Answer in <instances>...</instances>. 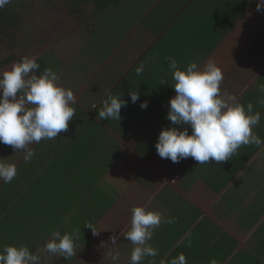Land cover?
Listing matches in <instances>:
<instances>
[{
  "label": "crops",
  "instance_id": "obj_1",
  "mask_svg": "<svg viewBox=\"0 0 264 264\" xmlns=\"http://www.w3.org/2000/svg\"><path fill=\"white\" fill-rule=\"evenodd\" d=\"M153 2L149 16H156L157 32L149 35L145 29L139 44L130 43L133 35L128 34L113 51L120 65L117 60L108 68L110 58L104 62L89 58L79 67L74 85L78 91H72L75 103L70 104L76 114L66 132L28 145L35 153L29 162L23 151L0 144V158L17 168L10 183L0 180V251L5 246H24L39 256V264H79L98 250L103 251L98 261L110 264L112 241L107 237L103 242L101 234H117L120 209L132 218V208L144 207L161 213L164 220L175 218L174 223L162 222L148 241L162 252L155 264H169L181 253L187 264H210L212 259L217 264H264V146H241L220 164L198 165L191 157L179 163L161 158L155 148L159 133L174 126L165 119L169 100L175 96L172 72L163 66L154 72L156 78H150L152 70L145 69L140 78L144 87L136 89L140 98L135 104L129 93L136 90L128 89V76L144 64L148 55L141 52L149 50V42L168 44L175 41L170 33H179V27L191 31L204 26L205 45L199 51L204 59L198 62V70L209 61L222 70L221 91L235 95L245 110L253 104V111L261 114L253 131L264 140V105L257 102L264 97L259 91L264 84V12L256 10L257 0ZM99 23L93 27L101 29ZM173 26L178 28L172 30ZM190 52L178 54L182 71L197 63ZM86 54L84 50L82 55ZM68 76L72 73L64 75L60 84L67 85ZM150 86L156 90L154 97L148 94ZM118 92L127 101L120 121L99 120L103 102ZM144 101L147 109L140 107ZM188 132L191 135L190 127ZM100 218L103 224L96 227ZM86 219L93 224L85 226ZM86 227L98 234L84 246L83 235L91 229ZM57 231L61 235L76 231V255L67 260L43 251ZM133 248L128 241V264ZM152 260L145 257L141 264Z\"/></svg>",
  "mask_w": 264,
  "mask_h": 264
},
{
  "label": "clouds",
  "instance_id": "obj_2",
  "mask_svg": "<svg viewBox=\"0 0 264 264\" xmlns=\"http://www.w3.org/2000/svg\"><path fill=\"white\" fill-rule=\"evenodd\" d=\"M10 2L0 0V9ZM256 10L264 12V0H257ZM168 60L175 81L172 85L175 96L169 100L165 119L174 126L159 133L155 144L159 157L170 159L173 163L191 157L198 165L210 161L220 164L229 160L241 146H264V140L253 131L260 123V112L253 111L252 103H248L245 110V106L236 101L235 95L221 91L224 77L214 62L209 61L203 70H198L197 63L192 62L182 71L175 59L169 57ZM39 68L34 58L25 56L14 63L10 71L0 74V144L11 146L15 152L23 151L25 162H29L35 154L28 145L57 138L59 133L68 130V123L76 114L70 106L75 103L72 90L57 85L59 76L51 68L44 69L42 75L37 76ZM144 70L142 62L135 68L136 75L140 76ZM259 91L264 93V84L259 86ZM129 95L133 104L140 98L137 90ZM257 102L264 105V97ZM126 106L127 101L121 96L109 95L98 110V118L120 121V111ZM140 107L147 109L148 102H142ZM4 161L0 158V180L10 183L17 175V168L15 164ZM131 212V228L124 238L134 245L130 264H141L145 257L154 258L159 254L158 249L148 243L153 237V230L162 222L174 223L175 218L164 220L161 213L144 207H134ZM93 234L98 233L93 230ZM76 238V231L63 235L54 232L44 244L43 251L67 260L76 255ZM118 238L113 232L110 237L112 245ZM188 246H191V241ZM111 259L118 260L119 253L112 254ZM0 264H39V256L28 247L5 246L0 251ZM169 264H187V260L181 253ZM210 264H217V261L212 259Z\"/></svg>",
  "mask_w": 264,
  "mask_h": 264
},
{
  "label": "rangeland",
  "instance_id": "obj_3",
  "mask_svg": "<svg viewBox=\"0 0 264 264\" xmlns=\"http://www.w3.org/2000/svg\"><path fill=\"white\" fill-rule=\"evenodd\" d=\"M73 1L11 0L10 3L21 16L22 24L18 31L15 48L12 49L11 47L5 46L0 48V63L9 57H11L10 59L13 58L11 62L0 67V74L10 71L13 64L20 62L22 57L27 56L35 60L42 58L47 63L46 65L53 66L56 69L52 70L57 72L59 76L57 85L64 89L70 88L73 91L74 85L78 77H80L79 67H82L84 63H88L89 58L91 62H104L110 58L111 62L108 64L110 66L107 65L109 68L117 60L119 61L118 57L113 56V51L120 48L122 41L128 34L133 35L129 40L130 43L137 42L139 44V35L142 31L147 29L149 35L157 32V26L153 24L156 16H149L151 6L154 7L153 0H123L117 7H111L105 9V11H102L94 0ZM71 2L78 4V9L74 8ZM111 13H113L112 16ZM148 17H150V20H148ZM99 20L98 27L101 29L96 26L93 27L94 22L97 24ZM177 28L178 26L171 27L172 30ZM161 34L162 31L159 32V35ZM170 35H172V39H175L174 42L172 39V42L168 44L164 42L156 44L149 42V50H143L141 52L148 55L145 58L144 64H150L151 67H154L150 68L145 66L148 73L151 70L153 72L149 76L150 78L157 77V75H154L155 71H161L163 66H169V57H172L178 62L179 52L177 50L181 46H184V50L180 52L183 56H186L188 51H191L189 53L190 56L193 55L194 60L197 62H202L204 59L202 53L198 52L200 47L204 46V43L192 44L189 38L183 36L182 30H179V33L172 31ZM84 50L88 55H82ZM121 63L119 61L118 65ZM71 68L72 72H70ZM70 73H72V76H68L69 78L67 79L64 78V82L67 85L64 83L60 84V81L63 80L62 77ZM141 77L142 74L137 76L135 71L132 72L128 76V89L136 90L143 88ZM82 82H84L83 79ZM77 91L78 89L75 88L74 93ZM118 91L120 92V90ZM119 92L114 95L123 98ZM167 170H170V168ZM102 189H100V192ZM120 211L116 217L118 227L116 235L119 238L115 245L111 246L112 248L109 252V254L119 253V259L112 261L110 264H128V240L124 237L128 232L131 217H128V212H123L122 209ZM85 221V226L87 224H93L89 219ZM95 224H97L96 227L99 226L98 224L101 227L103 219L95 220ZM94 236L92 229H90V232L85 233L83 235V238H85L84 246H87L94 239ZM107 237H109L108 242L111 241V236L107 235V233L101 234L103 242ZM99 252L101 254L103 251H92L89 259L79 264H104L98 261ZM161 255L162 252L154 257L153 260L156 262Z\"/></svg>",
  "mask_w": 264,
  "mask_h": 264
},
{
  "label": "trees",
  "instance_id": "obj_4",
  "mask_svg": "<svg viewBox=\"0 0 264 264\" xmlns=\"http://www.w3.org/2000/svg\"><path fill=\"white\" fill-rule=\"evenodd\" d=\"M94 1L101 10H105V9H108L111 7H117L121 2H123V0H94ZM73 2L75 3V1H73ZM73 2H71V3L73 4L74 8L78 9L79 5L74 4ZM21 24H22L21 16L15 11V9L11 3L6 5L3 9H0V48H2L3 46L11 47L12 49L15 48L17 38H18V31H19ZM184 27L186 29L183 30V36L185 38H189L190 41L192 42V44L204 43V39H202L203 38V36H202L203 32L205 31L204 26L203 27H201V26L193 27L190 29L191 31H188L189 30L188 27H186V26H184ZM179 28L181 30L182 27H179ZM170 37H172V35H170ZM204 45H205V43H204ZM183 50H184V46H181L177 51L180 53ZM199 51H200V49H199ZM10 58L11 57H9V58H7V60L1 62L0 67H2L4 64H8L9 62H11L13 60V58L12 59H10ZM36 62L40 65V68L38 70H36V75L40 76V75H42L44 69H46L47 63L42 58L37 59ZM197 64H198V62H197ZM162 75H163V71H162ZM150 90H148V94L150 96L153 95V97H154L155 92H156L155 88L150 86ZM150 92H152V93H150Z\"/></svg>",
  "mask_w": 264,
  "mask_h": 264
}]
</instances>
